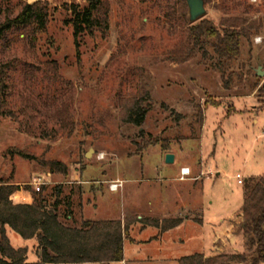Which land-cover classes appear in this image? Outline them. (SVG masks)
Wrapping results in <instances>:
<instances>
[{
  "label": "rangeland",
  "instance_id": "374dc122",
  "mask_svg": "<svg viewBox=\"0 0 264 264\" xmlns=\"http://www.w3.org/2000/svg\"><path fill=\"white\" fill-rule=\"evenodd\" d=\"M39 1L49 4L50 16L34 48L21 28L0 41L5 108L11 113L0 118V180L29 186L34 176H49L44 196L62 185L61 197H71L77 222L129 217L143 210V192L201 189L202 227L186 225L162 244L126 245L125 258L178 264L173 259L194 253L207 258L246 253L240 231L244 181L264 177V96L258 92L264 77L257 75L259 69L264 73V0H203L201 18L216 25L241 19L245 27H258L224 78L199 55L187 63L175 61L188 34L179 0H99L98 17L108 15V31L82 36L79 54L63 5H84V0H0V24ZM143 94L145 123L141 129L124 124L122 101ZM150 137L167 141L169 149L141 150ZM166 154L174 155L173 164H166ZM56 163L68 168L66 177ZM183 165L197 174L184 183L177 177L168 181ZM117 179L125 184L111 193L109 185ZM76 221L61 218L75 227ZM156 232L150 228L142 237ZM8 238L14 249L32 250L35 244L10 230ZM35 258L32 250L28 262Z\"/></svg>",
  "mask_w": 264,
  "mask_h": 264
},
{
  "label": "trees",
  "instance_id": "16d2710c",
  "mask_svg": "<svg viewBox=\"0 0 264 264\" xmlns=\"http://www.w3.org/2000/svg\"><path fill=\"white\" fill-rule=\"evenodd\" d=\"M85 4H64V9L71 14L66 24L74 30V44L79 54V42L82 36L95 37L96 32L108 31V18L98 17L99 0H84ZM180 7L186 13L188 34L186 41L175 53V61L187 63L198 55L212 66H218L223 78L239 60L243 41H249L258 29L254 24L244 26L241 19H233L216 25L206 18L191 22L187 0H179ZM49 4L36 2L24 5L18 15L5 24H0V41L12 28H21L24 41L34 48L37 37L46 31L49 20ZM185 16V15H184ZM4 67L0 63V118L11 116L6 110V82ZM233 73L228 76L231 78ZM228 81L225 82L227 86ZM254 85L253 91L258 89ZM264 96V82L258 89ZM147 95L131 97L121 103V119L126 125L141 129L148 111L144 106ZM212 106L216 103L212 102ZM199 115L202 117L200 108ZM198 115V117H199ZM141 136L143 133L141 132ZM151 145H161L163 151L169 149L167 141L154 140L151 137L141 144V150ZM58 172L66 177L68 168L56 163ZM245 198L241 207V233L246 243L247 252L236 255H219L205 258L204 255L186 256L180 264H264V177H251L244 181ZM62 185L55 187L52 195L46 197V188L36 192L30 186L11 185L0 180V264H114L123 261L125 233L129 231L127 220H83L79 227L65 226L61 218L69 217L72 209L71 197H61ZM24 195L27 197H24ZM63 211L61 212V209ZM182 219L159 222L148 221V224L166 232L179 226ZM8 230L19 235L25 241H34L35 262H28L32 250L27 247L14 249L10 245ZM33 255V254H32Z\"/></svg>",
  "mask_w": 264,
  "mask_h": 264
},
{
  "label": "crops",
  "instance_id": "0c3cea01",
  "mask_svg": "<svg viewBox=\"0 0 264 264\" xmlns=\"http://www.w3.org/2000/svg\"><path fill=\"white\" fill-rule=\"evenodd\" d=\"M167 165H171V164H167ZM184 167L190 169V176L195 173L197 174V171L190 168V166L183 165V167L179 168V171L178 173H176L175 176L172 177L169 175L167 177V180L169 181L174 177L179 178L180 170L183 169ZM117 180L121 181V179H117ZM117 180H114V182ZM184 182H188V181H184ZM184 182L180 181V183H184ZM141 183H145V179H143ZM143 194L146 195V197H144V200H143L145 201L143 205L144 206L143 210L138 209L136 212H134V214H131L129 217L125 216L121 219H118L122 221L127 220L129 222V228H128L129 231L125 233V236L127 237V239L124 241V245H123L124 246V258L122 262H119L121 264H129V263L140 264L137 259L127 260L125 258V251L127 247L126 245H129L132 247H135V246L141 247V245L151 244L152 241L162 244V242L166 238H168L170 234H172L175 231L182 230L183 228H185L186 225L192 226V227H202L203 222H204V213L202 211L203 194H202L201 189L151 191V192H143ZM71 214L72 216L70 215L69 217H67L66 222L75 224V221H76L74 219L75 214H73L72 209H71ZM195 214L199 216L196 217ZM135 216H137V219H135V221L130 222L128 220V218L130 217L135 218ZM232 218H233L232 216L228 217L229 220H231ZM173 219H182L183 222L179 226L174 227L173 229H170L166 232H163L161 231V229L153 225L150 226L148 224V221H151V220H157L161 223L163 221H168V220H173ZM85 220H89V219H85ZM118 220H112V221H118ZM82 221L83 220L79 222L76 221L78 225L76 226L79 227ZM89 221H92V220H89ZM65 226L68 227L70 225H65ZM150 228L157 229V232L154 233V235L151 238L142 237V235L148 232V229ZM214 229H215V226L213 230ZM179 242L182 243V240H179ZM195 254L204 255V257L207 258L206 253H203V252L194 253L191 255H195ZM173 260H175V262L180 264L179 262L180 257L175 258ZM166 262H169V261H166Z\"/></svg>",
  "mask_w": 264,
  "mask_h": 264
},
{
  "label": "built area",
  "instance_id": "2783aa9c",
  "mask_svg": "<svg viewBox=\"0 0 264 264\" xmlns=\"http://www.w3.org/2000/svg\"><path fill=\"white\" fill-rule=\"evenodd\" d=\"M189 179H190V169L184 167L183 169L180 170L179 180L184 182V180H189ZM237 180H238L239 185L243 183L242 178L238 175H237ZM31 181L32 182L29 186L34 188L36 192H39L41 188H44L50 185L49 176H46L43 174L34 176ZM123 184H124L123 181L117 180L109 185V191L116 193L119 189L123 187Z\"/></svg>",
  "mask_w": 264,
  "mask_h": 264
},
{
  "label": "water",
  "instance_id": "95a60500",
  "mask_svg": "<svg viewBox=\"0 0 264 264\" xmlns=\"http://www.w3.org/2000/svg\"><path fill=\"white\" fill-rule=\"evenodd\" d=\"M187 6L189 10V17L191 22L197 21L199 18L203 17L206 13V10H204V1L203 0H187ZM257 75L260 77H264V73H260V69L258 70ZM90 153H87L86 157H90ZM166 164H173L174 161V155L172 154H166L165 157Z\"/></svg>",
  "mask_w": 264,
  "mask_h": 264
}]
</instances>
